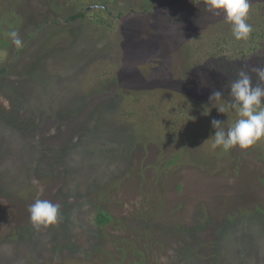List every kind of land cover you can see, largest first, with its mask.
<instances>
[{"label": "rangeland", "instance_id": "374dc122", "mask_svg": "<svg viewBox=\"0 0 264 264\" xmlns=\"http://www.w3.org/2000/svg\"><path fill=\"white\" fill-rule=\"evenodd\" d=\"M97 2L111 14L87 9ZM97 2L0 0V264H264V140L205 143L213 119L232 125L209 99L223 76L199 53L230 25L223 13L205 0ZM263 12L250 0L247 22ZM180 96L197 110L175 138L149 106L177 109ZM37 199L60 206L57 225L33 227ZM101 207L113 223L96 222Z\"/></svg>", "mask_w": 264, "mask_h": 264}, {"label": "clouds", "instance_id": "9594fccd", "mask_svg": "<svg viewBox=\"0 0 264 264\" xmlns=\"http://www.w3.org/2000/svg\"><path fill=\"white\" fill-rule=\"evenodd\" d=\"M206 9L216 14L223 13L224 19L231 25L232 36L237 41H248L253 31L247 22L250 14V0H205ZM17 49H22L24 43L18 31L10 30L5 33ZM247 69V70H246ZM253 74L256 83H253ZM231 100L228 107H218L220 113L229 108L234 109L238 119L227 131L222 127V121L213 119L211 126L215 130L211 141L213 150L219 148L227 153L239 147L248 149L257 142L264 140V67H244L237 73V78L229 85ZM221 90H214L210 101L220 100ZM33 227L39 230L57 225L60 220V206L44 199H37L28 209Z\"/></svg>", "mask_w": 264, "mask_h": 264}, {"label": "trees", "instance_id": "16d2710c", "mask_svg": "<svg viewBox=\"0 0 264 264\" xmlns=\"http://www.w3.org/2000/svg\"><path fill=\"white\" fill-rule=\"evenodd\" d=\"M94 1L97 2L100 0H94ZM158 1L159 0H156V2ZM96 4L103 5V3L101 2H97ZM101 9L108 11V13L111 14V11H110L111 9L107 8L106 6H101ZM86 14H87L86 10L76 12L70 15L67 18V21H75V20H78L79 18H84ZM116 15H118L117 17L121 18L122 15L124 14L118 13ZM254 18H256L254 19V22L250 20V23H249L253 31L248 41L235 40V38L232 36V33H231V25H226V27H224L223 31L220 33L213 31V29H215L216 27H211L210 28L211 30H209L206 33V36H208V39L206 41H202L203 45L201 43L200 50L198 48L200 55L204 54L206 57H209L211 60V65L208 68V73L206 75L213 78L218 83H220V78L221 76H223L222 78L223 81L221 82L224 88V91H223L224 94L221 100H222V105L226 108L228 107L229 101L231 100V97L229 95V85L231 81L237 78V73L241 70V68L244 67L245 64L248 66V68L256 67V66L264 67V12L262 13L261 17L255 16ZM250 19H252V16ZM208 42H209V45H208ZM205 71L206 70H203V72ZM4 72H5V68H0V75L3 74ZM253 81H254L253 83L255 84L256 83L255 74H253ZM182 87H183L181 89L182 92L190 91L193 95V98L195 99L199 95L197 93V89L199 88L197 84L194 85L193 89L187 88L186 84L182 85ZM158 91H161V90L159 89ZM173 92H174V89L170 90V88H167V89H164L162 93L164 95L171 94L172 96L175 93ZM185 94L186 93L182 95H185ZM182 97L183 96H180V100L183 101L181 103L182 105L179 106L177 109L176 108L173 109L167 106L168 109L167 111L164 112L165 114L158 106L155 105L156 102H153L149 106L150 107L149 110H151L152 113L156 117L161 116L162 118L160 120L162 119L166 120V121H161L160 124H158L157 122L155 125L156 126L159 125V127L161 128L160 130H162L163 133H170L172 136H175V138L177 136L176 129L178 126L177 125L179 122L178 118H180V115L182 116V114L186 112V108L190 113L192 109L194 111L197 110V108L192 107L194 106L192 103H188L184 101ZM170 98L173 99L172 97ZM182 107L184 109H182ZM226 113L231 114L230 120L232 124H234L235 121L238 119V116L235 110L229 108L226 111ZM168 115L170 117L166 118ZM172 131L174 133H172ZM180 134H182V132ZM95 218H96V222L100 225H108L110 223H113L115 220V216L104 207H101L99 209ZM123 253H126V252L124 251ZM138 254H140V256H143V252L141 251L138 252Z\"/></svg>", "mask_w": 264, "mask_h": 264}, {"label": "water", "instance_id": "95a60500", "mask_svg": "<svg viewBox=\"0 0 264 264\" xmlns=\"http://www.w3.org/2000/svg\"><path fill=\"white\" fill-rule=\"evenodd\" d=\"M101 6H103V5H101V4H93V5H89V6L87 7V9H90V8H92V7H101Z\"/></svg>", "mask_w": 264, "mask_h": 264}]
</instances>
